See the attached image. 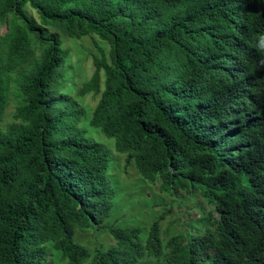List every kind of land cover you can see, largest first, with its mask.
Listing matches in <instances>:
<instances>
[{
    "label": "trees",
    "instance_id": "1",
    "mask_svg": "<svg viewBox=\"0 0 264 264\" xmlns=\"http://www.w3.org/2000/svg\"><path fill=\"white\" fill-rule=\"evenodd\" d=\"M10 14L0 120L17 72L20 105L0 132V264H264V0H0V26ZM59 32L110 45L79 94L99 96L90 127L125 171L179 208L203 199L176 233L163 215L118 221L112 152L63 92Z\"/></svg>",
    "mask_w": 264,
    "mask_h": 264
},
{
    "label": "rangeland",
    "instance_id": "2",
    "mask_svg": "<svg viewBox=\"0 0 264 264\" xmlns=\"http://www.w3.org/2000/svg\"><path fill=\"white\" fill-rule=\"evenodd\" d=\"M27 11L40 24V17L37 11L30 6L27 7ZM12 17L13 15L10 14L8 19L1 23L2 34L10 30V19ZM51 31L55 30L51 29ZM59 33L64 39L65 48L68 50L64 63L66 81L63 92L66 96L76 101L81 109L82 119L80 126L87 130V136L96 141L106 143L112 152L113 168L110 173L113 176L114 184L118 187V197L120 196L115 209L118 221L126 224V226L141 225L148 229L155 219L163 215V228L171 224L172 232L176 233L175 231L179 230L180 224H189L191 218H198L196 207L204 203L203 199L199 195L192 197L187 194L188 196L183 200L185 203L184 207L179 208L177 207L181 201L179 196H172L160 190L161 182L155 185L149 184L142 179L133 165L129 167L127 172L125 171L126 155L118 153L114 148L113 142L106 139V136L98 128L90 127L89 121L99 96L93 93L79 94L80 88L94 73V58L96 56L101 58L102 49L108 52L110 45L107 41L97 36L85 35L80 38H69L62 35L61 32ZM18 76L19 73L17 72L11 75L9 79V103L0 120V132H5L15 121L14 115L20 105V96L17 92ZM169 210L170 215L167 213ZM176 217H180L183 220L174 221ZM103 236L105 242L114 243L110 236H105V234ZM90 245L92 246L93 242H90Z\"/></svg>",
    "mask_w": 264,
    "mask_h": 264
},
{
    "label": "clouds",
    "instance_id": "3",
    "mask_svg": "<svg viewBox=\"0 0 264 264\" xmlns=\"http://www.w3.org/2000/svg\"><path fill=\"white\" fill-rule=\"evenodd\" d=\"M262 94H263V96H264V87L262 88ZM263 109H264V106H263Z\"/></svg>",
    "mask_w": 264,
    "mask_h": 264
}]
</instances>
